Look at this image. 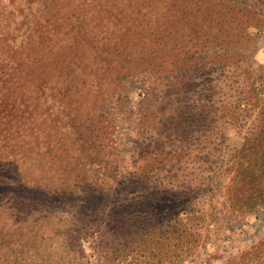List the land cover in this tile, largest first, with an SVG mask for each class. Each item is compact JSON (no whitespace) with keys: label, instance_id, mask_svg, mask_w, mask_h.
Returning <instances> with one entry per match:
<instances>
[{"label":"trees","instance_id":"trees-1","mask_svg":"<svg viewBox=\"0 0 264 264\" xmlns=\"http://www.w3.org/2000/svg\"><path fill=\"white\" fill-rule=\"evenodd\" d=\"M28 3L31 6L32 0ZM104 15L98 16L99 21ZM34 16L35 25H27L25 36L30 49L27 67L39 53L40 45L43 50L68 51V57H72L68 63H72L70 72L66 74L59 69V77L55 76L58 93L75 92L77 88L72 85L78 78L91 94L99 93L92 95L109 98L121 92L123 83L128 81L140 83L143 98L149 100L138 111V124L143 129L139 136L143 141L134 152V170L125 178L118 174L115 159L110 164L111 160L104 158L116 146L111 135L114 124L104 128L106 144L101 146V127H84L83 123L91 117L88 114L92 106L80 96L79 101L85 102V106H72L69 97H61V104L64 103L65 112L74 123L69 126V131L76 135L70 142L74 148L72 156L91 155L87 165L93 172L80 177L81 168L71 181L69 176L76 171L73 165L65 162L66 165L61 163L62 169H54L55 161L51 159L47 165L54 173L61 174L50 181L52 185L40 194V200L44 203L50 195L69 197L70 186H82L77 192L79 197L82 191L95 189L93 198L86 202L88 205L82 210L76 205L75 209L88 219L97 217L99 214L95 211L102 208V222L107 227L106 239L101 240L109 244V249L112 246L109 251L112 256L106 264H178L206 242V226L217 228L221 226L218 221L264 209V78L247 66L257 34L264 33V0H206L198 6L179 4L173 13L168 9L149 18L154 21L151 32L142 30L143 23L125 28L116 45L100 41L93 33L95 14ZM16 18L12 14L14 21ZM125 19V26L127 21L135 20L133 14H125ZM4 25L3 31L11 29L13 37L24 35L15 25L12 27L7 22ZM6 37L11 40L8 34ZM54 67L50 64L47 70L40 69L38 80ZM44 84H48L47 80L40 81L38 89ZM140 101L142 104L143 100ZM83 107L87 110H80ZM48 108L53 114L60 108V101L52 99ZM34 109L39 110V101ZM162 110H168L171 115L165 112L163 118ZM39 117L45 123L50 116L38 112L36 118ZM252 117L254 126L243 132L242 121ZM45 126L50 128L45 142H54L59 135L58 126ZM171 126L186 135L175 140L178 152H161L165 142L172 141L167 133ZM228 127L239 129L241 137L226 152L224 141L218 143L213 138L218 140L219 134L223 136ZM79 129L82 136L77 132ZM91 140L93 145L88 144ZM200 140L206 144L197 151L194 144ZM64 141L61 145H66ZM155 142L161 145L155 146ZM106 146L108 149L103 151ZM201 151L203 158L197 157L196 162L189 159ZM24 153L23 148L17 149L13 143L6 145L0 151V161L23 159L27 157ZM181 170L188 171L181 174ZM218 178L223 186L216 182ZM9 182V177L1 176L0 193ZM218 187H223L222 194H218ZM216 196L224 199L222 212H217L214 206ZM66 215L70 218L76 214L68 211ZM70 221L59 222L65 236L79 231L76 226L79 220ZM38 226L35 220L24 229L31 236ZM40 238L39 256H30L24 250L25 245L1 240L0 264H82L83 257L72 254L75 250L68 244L61 246L66 249L64 254L57 255L50 244L43 250L46 244L43 245V235ZM253 263L264 264V260L256 257Z\"/></svg>","mask_w":264,"mask_h":264},{"label":"rangeland","instance_id":"rangeland-1","mask_svg":"<svg viewBox=\"0 0 264 264\" xmlns=\"http://www.w3.org/2000/svg\"><path fill=\"white\" fill-rule=\"evenodd\" d=\"M205 1L32 0V5L29 6L28 0H0V151L5 149L6 145H12L13 143L17 145V149L23 148L25 150L24 154L27 156L23 159L17 157V160L8 163L7 161H0V178L3 176L11 179L9 185L4 186L5 191L0 193V227H3L0 231V241L2 240L9 244L20 243L23 246L25 245L24 250L30 256H39V249L42 247V239L40 237L43 235V245L46 244V246H43V250H47L46 248L50 244L56 254L60 255L64 254L66 250L61 246L68 244L75 250V253L72 252V254L83 257L82 264H106L109 260L108 257L112 256L109 252L112 246L109 249V244L101 240L102 238L106 239L104 233L107 227L102 222V208H98L95 211L99 214L97 217L88 219H84L83 215L75 209L76 205L81 206L79 210L87 206L88 203L86 202L93 198L96 192L95 189L91 188L87 191H82L79 197L77 192L82 189V186L80 188L70 186L67 191V193H71L69 197L62 198L50 195L46 202L43 203L40 200V194L48 191L46 188L52 185L50 181L57 179V176L61 174L54 173L47 165L51 159L55 161L54 169H62L61 163L66 165L65 162H70L73 165L72 167L76 171L72 176L68 175L71 181L74 180L73 178L77 176L81 168L83 170L80 172V177L85 178L93 172V169L87 165L88 160L92 158L91 155H83L81 153L76 157L72 156L74 148L70 142L76 135L69 131V126L74 123L70 120V114L68 116L65 112V105L64 103L61 104V97L62 95L69 97V103L72 106L76 104L85 106L86 102L93 107L89 108L90 112L88 115L91 117L88 116L87 121H83V123L85 124L84 127L89 125L96 129L99 126L101 127V137L99 139L101 146L106 144L104 143L106 142L105 133H103L104 128L114 124L115 127L111 135L116 146L113 148V152H106L104 158L111 160L110 164L115 159L118 174L125 178L131 176L134 170L133 162L136 157L134 152L137 145L143 141L139 136L142 134L143 129L138 124V111L140 110V105L149 101L143 98L144 95L141 93L142 85L140 83H130L128 81L123 83L124 86L121 92L115 93L114 97H111V94L109 98L92 95H99V93L91 94V90L86 89V84L82 86L78 78L75 79L72 85L77 88L75 92L69 90L61 94L62 90L61 93H58L57 86L59 83L55 81V76L59 77V73H57L59 69L66 74L70 72V69H72L70 64L72 63L69 65L68 63L72 62L70 59L72 57H68L70 56L68 51L54 52L53 50H43L42 45H40L39 53L34 57L30 67H27V55L30 54V49L25 36L28 33V30H26L27 25L31 27L35 25L34 14H42V16L68 13L95 14V18H93V33L100 41H110L116 45L119 44L122 33L126 31L125 28H131L133 23L134 25L143 23L141 24L143 26L142 30L151 32L154 26L151 22L154 21H149V18L158 14L161 15L168 9L172 10L173 13L179 4H195L198 6ZM129 3L131 5L127 7ZM201 6L205 8L206 5ZM190 7L192 8L193 6ZM12 14L17 16L16 21L12 19ZM100 14H106L101 21H99L100 17H98ZM125 14H133L135 19L132 23L127 21L126 26L124 25ZM6 22L12 27L15 25L14 28L23 32L24 37H13L11 29L4 32L3 28ZM11 26L9 28H12ZM6 34L11 38L10 41L5 39L7 38ZM77 61L79 60L76 59ZM50 64H54L56 69L54 67L47 75L42 74L38 80L39 70L43 68L47 70ZM76 65L80 64L76 63ZM247 66L253 70L254 74H261L264 78V33L257 34L253 55ZM42 80H47L48 84H44L43 89L39 90L38 87H40V81ZM79 96L83 97V101H86H79ZM52 99L54 102L56 99L60 101V108L50 114L51 111L48 107L52 103ZM140 100H143L142 104H140ZM36 101H39L38 111L34 109ZM80 110L86 111L87 109L83 107ZM38 112H42L44 116H50L46 117L45 123L41 122V117L36 118ZM165 112L171 115L166 110L162 116L163 118L165 117ZM82 119L85 120L84 117ZM46 124L58 126L59 128V135L54 142H45V138L50 131V128H46ZM242 124L244 126L243 132L247 128H252L254 126L253 117L251 119L245 118ZM170 128L171 130L167 133L170 134V141H172L165 142L166 144L162 146L163 149L159 150L161 152H166L167 150H176L178 152L179 149L174 145L178 142H175V140L186 135L185 132L175 131L172 126ZM162 129L166 130V127H162ZM78 131L81 132L82 136V130L79 129ZM240 137L239 129L228 127L223 136L220 133L218 140L214 138L213 140L218 143L224 141V151L228 152L238 143ZM63 141L66 145H61ZM92 141L88 144L93 145ZM205 144L206 142L200 140L195 142L194 145L197 146L198 151ZM59 145L64 146V148ZM160 145L161 142H155V146ZM107 149L108 147L106 146L103 151ZM203 156L201 151L198 154L190 155L191 158L189 159L197 160V157L200 159ZM196 160L194 161L196 162ZM76 161L84 163L78 164ZM196 164L198 165V162ZM186 171L181 170L180 173L182 174ZM216 182L223 186V182L219 178ZM218 189H220L218 194H222L223 187H218ZM222 202H224V199L220 196L215 197L214 206L217 212H222ZM68 211L76 214L75 217L69 218L66 215ZM45 215L48 217L42 218ZM73 218L79 220L76 223L79 231H72V234L65 236L61 232L63 227H61L60 223L64 220L69 223L68 221H73ZM81 218L82 221L80 222ZM35 220L38 221L39 226L36 232L29 236L30 232L24 228ZM226 220L223 222L218 221V225L221 226L215 227L216 230L206 226L205 232L208 235L206 242L194 249L178 264H254L256 257L264 260V209L242 216L231 217L229 221ZM52 235L56 236V239H53ZM10 251L12 252L13 250ZM16 251L18 252V250H14L15 253Z\"/></svg>","mask_w":264,"mask_h":264}]
</instances>
